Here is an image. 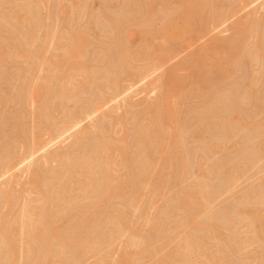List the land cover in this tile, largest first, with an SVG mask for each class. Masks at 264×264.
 I'll use <instances>...</instances> for the list:
<instances>
[{
  "label": "rangeland",
  "instance_id": "rangeland-1",
  "mask_svg": "<svg viewBox=\"0 0 264 264\" xmlns=\"http://www.w3.org/2000/svg\"><path fill=\"white\" fill-rule=\"evenodd\" d=\"M0 264H264V0H0Z\"/></svg>",
  "mask_w": 264,
  "mask_h": 264
},
{
  "label": "bare ground",
  "instance_id": "bare-ground-1",
  "mask_svg": "<svg viewBox=\"0 0 264 264\" xmlns=\"http://www.w3.org/2000/svg\"><path fill=\"white\" fill-rule=\"evenodd\" d=\"M219 1V0H218ZM219 5V4H218ZM127 6V5H126ZM28 7V6H27ZM18 8V7H17ZM134 9V8H133ZM214 9V8H213ZM218 9V8H217ZM28 10V9H27ZM126 10V9H125ZM225 10V9H224ZM29 11V10H28ZM144 11V10H143ZM167 11V10H166ZM171 11V10H170ZM221 12V11H220ZM37 13V12H36ZM189 13V12H188ZM215 13V12H214ZM154 15V14H153ZM168 15V14H167ZM215 16V15H214ZM213 16V17H214ZM146 18V17H145ZM155 18V17H154ZM134 19V18H133ZM105 20V19H104ZM218 20V19H217ZM131 21V20H130ZM139 21V20H138ZM159 21V20H158ZM150 22V21H149ZM155 22H157V21H155ZM220 22V21H219ZM23 23V22H22ZM29 23V22H28ZM2 24V23H1ZM111 25V24H110ZM160 26V25H159ZM30 27V26H29ZM201 27V26H200ZM125 28V27H124ZM23 30H24V28H23ZM119 30V29H118ZM30 32V31H29ZM5 33V32H4ZM132 33V32H131ZM110 34V33H109ZM255 34V33H254ZM136 35V34H135ZM170 35H172V34H170ZM119 36H121V35H119ZM2 37V36H1ZM31 37V36H30ZM29 38V37H28ZM33 39V38H32ZM112 41V40H111ZM141 43V42H140ZM260 43V42H259ZM113 44V43H112ZM26 45V44H25ZM6 46V45H5ZM146 47V46H145ZM242 48V47H241ZM243 49V48H242ZM144 50V49H143ZM104 51V50H103ZM115 51V50H114ZM246 51V50H245ZM19 53H20V51H18ZM39 52V51H38ZM112 52V51H111ZM87 53V52H86ZM239 53V52H238ZM39 54V53H38ZM154 54V53H153ZM245 54V53H244ZM122 55V54H121ZM7 56V55H6ZM155 56V55H154ZM123 57V56H122ZM156 57V56H155ZM164 57V56H163ZM160 58V57H159ZM158 58V59H159ZM13 59V58H12ZM161 59V58H160ZM121 61V60H120ZM123 61H125V60H123ZM132 61V60H131ZM130 61V62H131ZM5 62V61H4ZM14 62V61H13ZM70 62V61H69ZM98 62V61H97ZM162 62V61H161ZM240 62V61H239ZM123 63V62H122ZM91 64V63H90ZM12 65V64H11ZM123 66H124V64H123ZM150 66V65H149ZM152 67V66H151ZM9 68H10V66H9ZM15 68V67H14ZM123 68V67H122ZM121 68V69H122ZM120 70V69H119ZM55 71V70H54ZM207 72V71H206ZM25 73V72H24ZM134 76V75H133ZM82 78H83V76H82ZM49 79V78H48ZM121 79V78H120ZM128 79V78H127ZM25 80V79H24ZM50 80V79H49ZM84 82V81H83ZM54 84V83H53ZM62 84H63V82H62ZM86 84V83H85ZM43 86V85H42ZM117 86V85H116ZM35 87V86H34ZM103 88H104V86H103ZM210 88V87H209ZM52 89V88H51ZM63 89H65V88H63ZM77 89V88H76ZM110 89H112L111 87H110ZM44 90V89H43ZM103 90V89H102ZM31 91V90H30ZM242 91V90H241ZM32 95V94H31ZM61 95V94H60ZM108 95V94H107ZM40 96V95H39ZM191 96V95H190ZM239 96V95H238ZM26 97V96H25ZM12 98V97H11ZM19 98H20V96H19ZM9 100V99H8ZM20 100V99H19ZM48 100V99H47ZM64 101V100H63ZM237 101V100H236ZM2 102V101H1ZM40 102V101H39ZM36 104V103H35ZM16 105V104H15ZM88 105V104H87ZM3 106V105H2ZM225 106V105H224ZM41 107V106H40ZM39 107V108H40ZM47 107V106H46ZM94 107V106H93ZM219 107V106H218ZM238 107V106H237ZM78 108V107H77ZM48 109V108H47ZM25 110V109H24ZM29 110V109H28ZM40 110V109H39ZM56 111V110H55ZM73 111V110H72ZM35 112V111H34ZM47 112V111H46ZM76 112V111H75ZM93 112V111H92ZM24 113H26V111L24 112ZM43 113H44V111H43ZM51 113V112H50ZM87 113V112H86ZM217 113H218V111H217ZM39 114V113H38ZM55 115V114H54ZM29 116V115H28ZM79 116V115H78ZM34 117V116H33ZM68 117V116H67ZM76 117V116H75ZM22 118H23V116H22ZM219 118V117H218ZM33 120V119H32ZM25 121H26V119H25ZM248 121V120H247ZM64 122H66V121H64ZM65 124V123H64ZM76 125V124H75ZM163 125V124H162ZM217 125V124H216ZM237 125V124H236ZM17 126V125H16ZM209 126V125H208ZM226 126V125H225ZM236 127V126H235ZM159 128V127H158ZM182 128V127H181ZM208 129V128H207ZM231 129V128H230ZM16 130H18V129H16ZM63 130V129H62ZM76 130V129H75ZM156 130V129H155ZM161 130V129H160ZM212 130V129H211ZM46 131V130H45ZM65 131V130H64ZM105 131V130H104ZM163 131H166V130H163ZM36 132V131H35ZM160 132V131H159ZM180 132V131H179ZM164 133V132H163ZM35 134V133H34ZM224 134V133H223ZM231 134V133H230ZM48 135H49V133H48ZM101 136V135H100ZM188 139H189V137H188ZM35 140V139H34ZM87 140H88V138H87ZM26 143V142H25ZM86 143V142H85ZM107 143V142H106ZM43 145V144H42ZM100 145V144H99ZM90 146V145H89ZM33 148V147H32ZM93 148V147H92ZM149 148V147H148ZM209 149V148H208ZM79 150V149H78ZM183 150V149H182ZM252 150V149H251ZM203 151V150H202ZM80 152V151H79ZM148 152V151H147ZM25 153V152H24ZM174 153V152H173ZM251 153V152H250ZM252 154V153H251ZM76 155V154H75ZM85 155V154H84ZM249 155V154H248ZM81 156H83V155H81ZM91 156V155H90ZM94 156V155H93ZM92 157V156H91ZM128 157V156H127ZM153 157V156H152ZM250 157V156H249ZM13 158V157H12ZM88 158V157H87ZM210 158V157H209ZM91 159V158H90ZM88 160V164H90V165H92V162L93 161H91V160ZM87 160V159H86ZM93 160V159H92ZM72 161H74V160H72ZM128 161V160H127ZM131 161V160H130ZM87 162V161H86ZM94 163V162H93ZM230 163H231V161H230ZM80 164V163H79ZM154 164V163H153ZM249 164V163H248ZM86 165V164H85ZM103 165V164H102ZM107 165V164H106ZM35 166V165H34ZM87 166V165H86ZM112 166V165H111ZM127 166V165H126ZM33 167V166H32ZM39 167V166H38ZM89 168H93V167H89ZM84 169V168H83ZM165 170V169H164ZM138 171V170H137ZM178 173V172H177ZM215 173V172H214ZM56 174V173H55ZM134 174V173H133ZM51 175V174H50ZM212 177V176H211ZM57 178V177H56ZM58 180V179H57ZM74 180V179H73ZM46 181V180H45ZM101 181V180H100ZM96 184V183H95ZM41 185V184H40ZM54 185V184H53ZM133 185V184H132ZM228 186V185H227ZM68 187V186H67ZM139 187V186H138ZM50 188V187H49ZM70 188V187H69ZM127 188H128V186H127ZM137 188V187H136ZM67 192V191H66ZM72 192V191H71ZM115 192V191H114ZM97 194V193H96ZM65 195V194H64ZM126 195V194H125ZM71 196V195H70ZM69 196V197H70ZM101 196V195H100ZM262 196V195H261ZM53 197V196H52ZM65 197V196H64ZM76 197V196H75ZM111 197V196H110ZM109 197V198H110ZM257 197V196H256ZM263 197V196H262ZM127 198V197H126ZM115 199V198H114ZM60 200V199H59ZM68 200V199H67ZM63 201V200H62ZM111 201V200H110ZM17 202V201H16ZM108 202V201H107ZM132 202V201H131ZM10 204V203H9ZM19 204V203H18ZM63 208V207H62ZM93 209V208H92ZM64 210V209H63ZM65 210H67V209H65ZM97 210V209H96ZM102 210V209H101ZM61 211V210H60ZM100 211V210H99ZM62 212V211H61ZM165 212V211H164ZM5 213V212H4ZM67 213H68V211H67ZM101 213V212H100ZM62 214V213H61ZM85 214V213H84ZM5 215H6V213H5ZM29 215V214H28ZM39 215V214H38ZM86 215V214H85ZM101 215V214H100ZM26 216V215H25ZM43 216V215H42ZM88 216V215H87ZM33 217V216H32ZM101 217H102V215H101ZM259 217V216H258ZM25 219V218H24ZM41 219V218H40ZM60 219V218H59ZM227 219V218H226ZM28 220V219H27ZM84 220V219H83ZM28 221H30V219L28 220ZM52 221V220H51ZM54 221V220H53ZM79 221V220H78ZM109 221V220H108ZM240 221V220H239ZM3 222V221H2ZM69 222V221H68ZM97 222V221H96ZM81 223V222H80ZM114 223V222H113ZM85 224H86V222H85ZM111 224V223H110ZM118 224V223H117ZM13 225V224H12ZM99 225V224H98ZM120 225V224H119ZM118 225V226H119ZM115 226V225H114ZM111 227V226H110ZM6 228V227H5ZM116 228V227H115ZM70 229V228H69ZM259 229V228H258ZM3 230V229H2ZM7 230V229H6ZM48 231V230H47ZM9 233V232H8ZM79 233V232H78ZM43 234V233H42ZM258 235V234H257ZM34 236V235H33ZM40 236V235H39ZM259 236V235H258ZM47 237V236H46ZM57 237V236H56ZM59 237V236H58ZM71 237V236H70ZM106 237V236H105ZM262 237V236H261ZM38 238V237H37ZM73 238V237H72ZM259 238V237H258ZM7 239V238H6ZM39 240H41V239H39ZM44 240V239H43ZM261 240V239H260ZM84 241H86V240H84ZM84 241H83V243H84ZM2 242V241H1ZM57 242V241H56ZM74 242V241H73ZM3 243V242H2ZM99 243V242H98ZM47 245V244H46ZM69 245H70V243H69ZM73 245V244H72ZM81 245H83L82 243H81ZM92 245H94V243L92 244ZM92 245H90V247L92 246ZM83 246H85V245H83ZM96 246H97V244H96ZM100 246V245H99ZM99 246H97V247H99ZM135 246V245H134ZM73 247V246H72ZM87 247V246H86ZM94 247V246H93ZM136 247V246H135ZM85 248V247H84ZM92 248V247H91ZM91 248H88L89 250L91 249ZM94 248H96V247H94ZM33 249V248H32ZM47 249V248H46ZM97 250V249H96ZM31 252V251H30ZM87 253V252H86ZM11 256V255H10ZM29 256V255H28ZM46 256V255H45ZM26 262V261H25ZM49 263V262H48Z\"/></svg>",
  "mask_w": 264,
  "mask_h": 264
}]
</instances>
